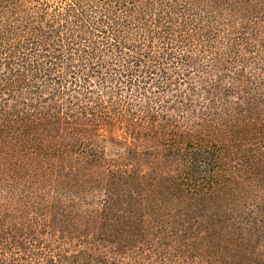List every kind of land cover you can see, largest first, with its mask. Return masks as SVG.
I'll use <instances>...</instances> for the list:
<instances>
[{"label": "trees", "instance_id": "1", "mask_svg": "<svg viewBox=\"0 0 264 264\" xmlns=\"http://www.w3.org/2000/svg\"><path fill=\"white\" fill-rule=\"evenodd\" d=\"M0 264H264V0H0Z\"/></svg>", "mask_w": 264, "mask_h": 264}, {"label": "rangeland", "instance_id": "2", "mask_svg": "<svg viewBox=\"0 0 264 264\" xmlns=\"http://www.w3.org/2000/svg\"><path fill=\"white\" fill-rule=\"evenodd\" d=\"M104 147L108 157L123 152L125 148V136L120 126H108L103 130Z\"/></svg>", "mask_w": 264, "mask_h": 264}, {"label": "clouds", "instance_id": "3", "mask_svg": "<svg viewBox=\"0 0 264 264\" xmlns=\"http://www.w3.org/2000/svg\"><path fill=\"white\" fill-rule=\"evenodd\" d=\"M100 47L105 48V50L107 51V55H104L102 57L96 56L97 62L106 63V64L113 65V66L119 65L122 68L124 67L130 68L131 65L130 63H127V61H133L134 57L137 55L134 49L131 52V54H128L126 51L118 52L114 54L105 45L101 44ZM88 63H92V60L89 59ZM105 74L108 76L112 75L109 69H105Z\"/></svg>", "mask_w": 264, "mask_h": 264}]
</instances>
